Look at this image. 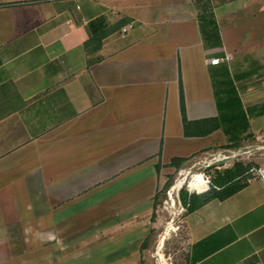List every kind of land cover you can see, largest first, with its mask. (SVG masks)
<instances>
[{
	"label": "crops",
	"instance_id": "crops-1",
	"mask_svg": "<svg viewBox=\"0 0 264 264\" xmlns=\"http://www.w3.org/2000/svg\"><path fill=\"white\" fill-rule=\"evenodd\" d=\"M262 138L264 0H0V264H139L170 160ZM182 222L188 264H264L256 170Z\"/></svg>",
	"mask_w": 264,
	"mask_h": 264
},
{
	"label": "rangeland",
	"instance_id": "rangeland-1",
	"mask_svg": "<svg viewBox=\"0 0 264 264\" xmlns=\"http://www.w3.org/2000/svg\"><path fill=\"white\" fill-rule=\"evenodd\" d=\"M259 140L260 139L257 141L251 139L245 145L241 144L233 149H220L218 151H208L196 154L182 163L180 167L171 173L166 174L164 183H168V185L164 192L160 193L158 203L155 208L152 209L150 214L151 227L148 231L144 248L140 253L139 264L140 262L141 264H188V242L182 222V217L185 214V211H180L176 202L173 208L164 209L161 206L163 199L166 198V190L170 185L174 183L172 189H178L186 183L188 176L187 171H184L183 176L174 182L177 176V171L179 169L187 170L191 167V173L203 171L210 175L211 170L216 169L215 166H220L225 163H230L231 165L234 161L239 160L242 162H252L253 168L250 173L253 174L255 170L258 169L260 162L264 161V148L259 147L260 145H264V138L261 139L262 142ZM217 152H223L227 154L228 157L221 159L210 166L204 167V162L201 163V160L207 161L211 159V156H215ZM196 162L200 163L195 164ZM220 169H222L221 166ZM182 188L188 192L185 185H183ZM188 193L195 192L189 191ZM169 225L172 226V229L169 228Z\"/></svg>",
	"mask_w": 264,
	"mask_h": 264
},
{
	"label": "trees",
	"instance_id": "trees-1",
	"mask_svg": "<svg viewBox=\"0 0 264 264\" xmlns=\"http://www.w3.org/2000/svg\"><path fill=\"white\" fill-rule=\"evenodd\" d=\"M102 36L103 34L100 33L96 37L101 38ZM179 108H180L182 122L185 125L186 119L184 115V104H183L181 88H179ZM242 118L243 115H241V120L238 117L230 115L226 119V123H228L232 127L231 134L233 133L237 134L239 127L242 130L243 127ZM211 121H212L211 119H202L196 121V123H200V124L210 122V126L206 127L201 133H207V131L215 127V125L211 124ZM238 144L239 142H233L231 144L225 145L224 147L234 148L237 147ZM188 159H189L188 157H174L170 160V165H174L176 168H178L182 163H184ZM252 168H253L252 162H242L236 160L229 167L222 169H212L210 173V181H209L208 189L200 193H188L184 188H181L178 192V199L180 201V204L184 207L185 212H190L212 199L222 200L232 195L246 184L247 179L252 177V174L250 173ZM167 185L168 183H164L162 188L158 190L152 197V209L155 208L156 204L158 203V198L160 196V193L164 192V190L167 188ZM146 240H147V236L143 239V241L140 244V251H142V249L144 248Z\"/></svg>",
	"mask_w": 264,
	"mask_h": 264
},
{
	"label": "built area",
	"instance_id": "built-area-1",
	"mask_svg": "<svg viewBox=\"0 0 264 264\" xmlns=\"http://www.w3.org/2000/svg\"><path fill=\"white\" fill-rule=\"evenodd\" d=\"M130 27H131V24H130V23L126 24L125 26L122 27V32H124L125 30H127V29L130 28ZM227 58H228V56L225 57V59H227ZM222 60H223V58H211V59H210V62H212V63H218V62H220V61H222ZM231 152H232V151H231ZM232 153H234V152H232ZM231 156H232V155H231ZM227 157H228L227 154H225V153H223V152H217V153L215 154V156H214V155L211 156V159H209V160H207V161H205V160H201V163L204 162V167H207V166H210V165L214 164L215 162H217V161H219V160H221V159H225V158H227ZM197 163H200V162H196L195 164H197ZM229 165H230V163H225V164H221L220 166H221L222 168H226V167H229ZM220 166L217 165V166H215V167H216V169H220ZM190 168H191V167H190ZM190 168H188L187 170H185V169H179V170L177 171V176H176V179L174 180V182H175L178 178H180V177L183 176L184 171H187V172H188V178H189V177L191 178V175H192L193 173H191ZM256 171H257V173L260 175V177L264 180V169H262V171H261L260 169H257ZM195 173H199V174L201 175L203 181H204L205 184H206V187H205L203 190H201L200 192H203V191L207 190L208 187H209L210 175H209V174H206V173L203 172V171H199V172H195ZM173 184H174V183H173ZM173 184L170 185V186L168 187V189L166 190V198L163 199V201H162V205H161V206H162V208H164V209L173 208V207L175 206V202H176V204L178 205L180 211H185L184 207L180 204V201H179V199H178V192H179V190L182 188L183 185L186 186L188 192L191 191V190L188 189V187H187V183H184V184H183L180 188H178V189H172ZM192 192L200 193V192H197V191H192Z\"/></svg>",
	"mask_w": 264,
	"mask_h": 264
},
{
	"label": "bare ground",
	"instance_id": "bare-ground-1",
	"mask_svg": "<svg viewBox=\"0 0 264 264\" xmlns=\"http://www.w3.org/2000/svg\"><path fill=\"white\" fill-rule=\"evenodd\" d=\"M187 187L191 191L200 192L206 187L205 182L203 181L201 175L199 173H193L191 178L187 176L186 179ZM169 228L172 229V226L169 225Z\"/></svg>",
	"mask_w": 264,
	"mask_h": 264
}]
</instances>
